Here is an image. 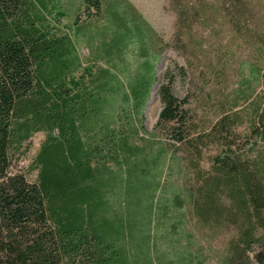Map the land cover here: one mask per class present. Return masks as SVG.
<instances>
[{
  "label": "trees",
  "instance_id": "obj_1",
  "mask_svg": "<svg viewBox=\"0 0 264 264\" xmlns=\"http://www.w3.org/2000/svg\"><path fill=\"white\" fill-rule=\"evenodd\" d=\"M83 1L105 16L107 59L131 49L138 63L114 62L76 79L72 35L44 31L37 0H0V264H209L190 248V214L231 233L223 264H264V149L244 155L224 143L209 169L196 168L193 184H171L170 176L188 173L177 145L190 130L186 102L169 83L158 88L157 127L164 124L174 146L136 140L162 57L156 31L128 0ZM243 72L251 93L262 64L246 62ZM41 130L47 136L30 181L15 161ZM251 133L264 140V116ZM115 189L128 218L113 221L99 212ZM161 238L171 252L156 259ZM129 243L144 249L143 261Z\"/></svg>",
  "mask_w": 264,
  "mask_h": 264
},
{
  "label": "rangeland",
  "instance_id": "obj_2",
  "mask_svg": "<svg viewBox=\"0 0 264 264\" xmlns=\"http://www.w3.org/2000/svg\"><path fill=\"white\" fill-rule=\"evenodd\" d=\"M103 1L107 5L110 0ZM128 1L156 31L155 44L162 48L157 81L143 116L138 119L142 126L136 135L137 142H149L156 137L157 143L174 146L164 124L157 127L162 108L158 94L161 84L169 83L173 92L185 100L188 110L190 136L177 145L188 173L184 177L170 176L169 182L177 186L193 184L196 168L200 166L202 172L209 169L213 156L222 152L224 143L234 142L244 155L249 149L263 150L264 140L251 133V129L264 116V77L247 94L242 80L246 62H260L264 72V0H241L236 6L224 0ZM34 17L44 31L72 35L80 57L74 71L76 79L114 62L118 66L124 60L138 63L131 49L107 59L103 42L108 36L101 31L105 16L83 0H37ZM112 102L118 105L122 100L115 98ZM46 136L43 130L35 132L15 161V169L30 181L37 179L39 169L35 160ZM123 203L118 189L110 191L99 216L113 221L122 214L128 218ZM186 228L194 235L190 242L193 251L201 252L209 264L224 263L231 238L229 230L214 228L191 214ZM133 240L130 237L132 244ZM131 243V256L143 261L144 249ZM170 252L168 243L161 238L151 253L156 259H164Z\"/></svg>",
  "mask_w": 264,
  "mask_h": 264
}]
</instances>
